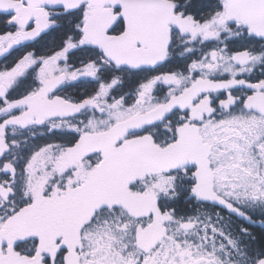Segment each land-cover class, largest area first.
<instances>
[{
  "label": "snow or ice",
  "instance_id": "1",
  "mask_svg": "<svg viewBox=\"0 0 264 264\" xmlns=\"http://www.w3.org/2000/svg\"><path fill=\"white\" fill-rule=\"evenodd\" d=\"M0 264H264V0H0Z\"/></svg>",
  "mask_w": 264,
  "mask_h": 264
}]
</instances>
